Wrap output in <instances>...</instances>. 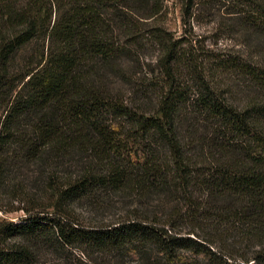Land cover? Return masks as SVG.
I'll use <instances>...</instances> for the list:
<instances>
[{
  "label": "trees",
  "instance_id": "16d2710c",
  "mask_svg": "<svg viewBox=\"0 0 264 264\" xmlns=\"http://www.w3.org/2000/svg\"><path fill=\"white\" fill-rule=\"evenodd\" d=\"M225 6L247 55L175 38L161 0H0V264H264V0Z\"/></svg>",
  "mask_w": 264,
  "mask_h": 264
},
{
  "label": "rangeland",
  "instance_id": "374dc122",
  "mask_svg": "<svg viewBox=\"0 0 264 264\" xmlns=\"http://www.w3.org/2000/svg\"><path fill=\"white\" fill-rule=\"evenodd\" d=\"M162 8L160 13L156 16V22L164 27L167 31L174 34L175 38H183L186 41H191L193 48L200 53H248L250 50L239 44L237 36H232L227 31L228 23L224 17V10L226 9V0H196L195 5L191 9V15L186 22H182L183 3L182 0H161ZM184 21V20H183ZM188 44V43H187ZM257 47H262L260 42L256 43ZM255 51H253V54ZM247 55V54H246ZM257 56V55H256ZM150 62V59L147 63ZM243 96V95H242ZM122 200V199H119ZM129 199L122 200L123 203L128 202ZM115 207H120L118 199H114ZM17 204H14L16 207ZM3 209H11L13 207L6 199L2 202ZM83 212L85 221H106L111 216L112 212L106 209L92 210L88 213ZM23 217L22 212H8L1 213L0 218L7 221H16ZM82 256L80 251L73 250L62 257L52 254L43 255L34 264H78L75 258ZM110 264H145L137 255L132 253L124 254L117 258H110Z\"/></svg>",
  "mask_w": 264,
  "mask_h": 264
}]
</instances>
